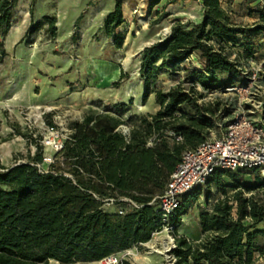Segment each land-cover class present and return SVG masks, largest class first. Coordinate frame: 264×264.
<instances>
[{
    "label": "trees",
    "instance_id": "obj_1",
    "mask_svg": "<svg viewBox=\"0 0 264 264\" xmlns=\"http://www.w3.org/2000/svg\"><path fill=\"white\" fill-rule=\"evenodd\" d=\"M36 1L31 0L32 5ZM18 3L0 0V63L7 56L5 38ZM203 6L202 23L189 28L177 24L169 37L143 52L142 101L154 94L159 105L156 113L130 116L127 121L123 115L130 111V103L103 105L102 100L92 101L80 120L69 122V138L55 153L47 172L37 166L44 162L41 136L7 121L12 132L5 137L0 134V144L21 136L36 150L19 153L11 166L0 164V264L98 262L134 246L141 248L161 229V214L154 199L166 186L183 152L203 142L216 123L203 115L206 108L189 92L183 88L166 92L156 89L154 80L163 69L176 70L184 64L192 78V90L199 86L213 91L227 84L245 83L248 78L244 68L226 52V46H240L247 58H253L261 48L258 38L264 34V14L260 23L243 26L231 22L220 0H203ZM81 18L82 14L77 22ZM124 21L123 3L116 0L103 24V31L116 48L124 43L119 30ZM45 25L47 33L55 38L57 17L44 15L32 20L23 40H30ZM193 56L195 61L186 64ZM126 78L121 71L120 81ZM120 81L114 85L118 87ZM190 104L201 118L186 110ZM133 120L128 134H124L122 125ZM1 125L0 119V132ZM224 175L234 184H225ZM246 175L259 180L248 184ZM211 184L223 197L216 199L210 210L200 211L203 237L194 241L176 233L182 225L181 217L196 206L198 194L204 193L209 203ZM203 186L185 196L170 218L175 241L169 251L171 263L260 264L264 244L259 243V237L264 239V230L258 225L264 222V194L261 198L255 192L264 187V178L257 171L218 170ZM123 198L142 207L125 214L104 209L106 200L111 199L118 207H125L126 202L119 201Z\"/></svg>",
    "mask_w": 264,
    "mask_h": 264
},
{
    "label": "rangeland",
    "instance_id": "obj_2",
    "mask_svg": "<svg viewBox=\"0 0 264 264\" xmlns=\"http://www.w3.org/2000/svg\"><path fill=\"white\" fill-rule=\"evenodd\" d=\"M106 1L37 0L32 5L31 0H19L14 10L10 31L13 27L22 26L25 16L27 17L24 22L30 17L32 20H39L44 15H56L58 31L57 36L51 38L46 31L47 25H45L33 33L28 41L23 40L25 34L22 35L21 29L15 30L13 35L8 33L5 38L10 52L0 63V108L5 117L1 125V136L5 137L10 132L11 127L8 125V120L11 123H18L23 131L33 130L34 136H41L40 144L44 147V156L54 157L56 153L54 142L63 141L69 137V122L80 120L92 101L102 100L103 105L130 103V111L123 115V119L127 121L130 116L136 117L146 112L159 110L154 94L150 95L145 103L142 101L144 84L140 68L143 52L146 48L169 37L172 28L177 24L189 28L202 23L205 18L203 0H121L125 21L119 30L125 38L120 48L115 47L112 39L105 37L103 30L95 29L93 33H89L95 25L93 12L102 2ZM113 2L115 5L116 0ZM220 2L234 24L251 26L261 22V15L264 14V0H220ZM60 4H62V9L59 7ZM81 14L82 18L77 22ZM18 38H22L19 43L24 44L27 50L26 55H31L34 63L41 60L43 67L47 64L49 67L57 66L58 62L66 63L70 60V63L66 64L72 65L66 73L70 74L75 71L74 73L77 74L75 78L73 77V80L75 79L73 82L66 84L65 94L60 99L45 96L43 98L45 101L42 103L39 101L40 96L35 95L39 91L37 89L31 91L29 104L19 106L17 104L8 105L5 102L6 91H8L6 87L9 88L10 83V81L7 82V78L11 77L17 57V50L12 51L11 45ZM140 40L147 41L148 44L141 48L128 50L132 41L139 42ZM258 41L261 48L255 52L253 58H247L240 46H226L225 49L246 72L257 73L256 80L251 83L248 78L245 83L227 84L213 91H205L199 86L192 90V78L184 70L185 65L183 64L176 70L163 69L154 80V87L165 92L173 88H183L191 94V98H194L197 104L206 108L203 115L213 118L216 124L230 119L237 108H252L256 111V107L264 106V34L259 36ZM127 59L128 62H126ZM195 59L196 56L191 57L186 64ZM137 60H139V67L135 70L134 65ZM121 71L127 75V78L122 81H120ZM38 75H43V73L39 71L36 73L37 77ZM117 81H120L118 87L114 85ZM32 104H39L40 107L33 108ZM191 106V104L187 105L186 110L201 118V113ZM102 107V105L99 106L100 109ZM211 111L215 112V115L211 114ZM255 114L260 115V112L256 111ZM132 123L134 120L122 125L121 130L124 134H128ZM216 124L210 128V131H218ZM14 138L15 140L10 143L0 144V164L2 165L11 166L15 163V157L19 153L26 155L29 150L31 153L36 150L34 145L28 146L23 137ZM44 166L48 167V163H44ZM256 178L254 175H246L245 182L253 183ZM222 180L227 185L234 184L233 179L227 175H224ZM210 190L209 203L206 202L204 193L198 194L196 206L190 208L189 212L181 217L182 225L178 227L176 233L196 241L200 235V211L210 210L216 199L223 197L215 185L211 184ZM227 190L229 193L233 192L230 187ZM255 193H259L262 198L264 187ZM118 208L116 203L104 205V209L109 213L113 211L118 213ZM169 227L170 221L168 225H163L160 230L152 234L151 240L143 244L141 248L134 246L120 252L119 256L123 264H170L172 256L169 250L172 247L174 236L173 230ZM258 228L264 230V222L259 223ZM50 264L56 263L51 261ZM75 264H101V261ZM260 264H264V256Z\"/></svg>",
    "mask_w": 264,
    "mask_h": 264
},
{
    "label": "built area",
    "instance_id": "obj_3",
    "mask_svg": "<svg viewBox=\"0 0 264 264\" xmlns=\"http://www.w3.org/2000/svg\"><path fill=\"white\" fill-rule=\"evenodd\" d=\"M245 73L250 83L256 80L257 73ZM256 111L260 112V115L255 114ZM256 111L252 108L235 109L230 119L216 124L218 131H211L203 142L183 152L166 186L154 199L161 214L162 226L169 224L172 214L181 205L183 198L205 185L218 170L257 171L264 178V106L256 107ZM176 139L181 140V137L177 136ZM66 140L54 142L56 152L64 147ZM53 162V156H44V162L37 166L41 172H47ZM44 163H48V167H45ZM119 201L126 202L125 207L118 208L120 214L142 207L131 199L123 198ZM106 202L114 203L115 200ZM169 228L172 229L171 226ZM174 247L173 241L170 250ZM101 264L123 262L119 254H115L101 260Z\"/></svg>",
    "mask_w": 264,
    "mask_h": 264
},
{
    "label": "crops",
    "instance_id": "obj_4",
    "mask_svg": "<svg viewBox=\"0 0 264 264\" xmlns=\"http://www.w3.org/2000/svg\"><path fill=\"white\" fill-rule=\"evenodd\" d=\"M62 4H60L59 7H61ZM75 5V3H74ZM115 5L113 0H107L106 2H102L101 5L99 6V8L97 7L95 9V11L93 12L92 16L93 18H95V25L93 26V29L89 30V33H93L96 30H103V24H104V20L105 17L107 16L108 13H110L111 11H113ZM62 9V7H61ZM26 17L23 18V25H19L18 27H13V29L9 32V34H12L15 32V30L17 29H21V33L22 35H24L27 31L28 26L31 24L32 22V18H28V20L26 22H24L26 20ZM35 21V20H34ZM90 28V27H89ZM120 29V27H119ZM20 33V34H21ZM71 34V32H70ZM105 37L108 38V36L106 35V33L104 32ZM10 36V35H9ZM9 38V37H8ZM109 39V38H108ZM8 40V39H7ZM22 40V38H18V40L16 39L15 42H13L12 46V51L14 49L17 50V57H16V64L14 65L15 67H13V72L11 73V77L10 78H15L16 79V83L18 86L17 89V93L19 95V98L15 101V105H19L22 106L24 104H29L30 99V94L31 91H35V90H39L38 93L35 95L40 96L39 101L40 102H44L45 100H43V98L46 96L47 98H56V99H60L62 97V95L65 94V90H66V84L69 82H73V77L75 78L77 73H74L75 71H72V73L68 74L66 73L67 70L69 69V67H71L72 64H66L64 62H58L57 66H50L52 68H50L48 66V64L43 67V63L41 62V60L37 63L33 62V58H31L30 56H27V50L24 47V44L19 43ZM5 48L7 51V54L10 52L8 45H7V41L5 43ZM8 56V55H7ZM6 58V57H5ZM5 60V59H4ZM1 65V64H0ZM37 66V67H35ZM50 69V70H49ZM42 72L43 75H38L39 77L36 76L37 72ZM10 78L8 76L7 78V82L10 81ZM12 82L10 81L9 83V88L6 87V98L7 96L10 95V93L12 92ZM32 91V92H33ZM159 106V105H158ZM158 110H156L155 112H149V113H156ZM4 113L2 111V109L0 108V119L3 123L4 120ZM9 128V127H8ZM2 131V130H1ZM12 130L10 129L11 133ZM7 134V135H8ZM16 138H18V136H15ZM15 138L13 137L12 140L3 142L1 144H6V143H10L11 141H14ZM23 141H25L22 138ZM24 145H26V142H24ZM112 213H116V212H112ZM203 237L201 228H200V235L198 236V238H196V241H199L201 238ZM259 243L261 245L264 244V239L262 237H259ZM263 260V257L260 258V261ZM55 263L57 264L58 262L55 261ZM96 263V262H93Z\"/></svg>",
    "mask_w": 264,
    "mask_h": 264
},
{
    "label": "bare ground",
    "instance_id": "obj_5",
    "mask_svg": "<svg viewBox=\"0 0 264 264\" xmlns=\"http://www.w3.org/2000/svg\"><path fill=\"white\" fill-rule=\"evenodd\" d=\"M148 42L147 41H142L140 40L139 42H135V41H132L131 42V46L128 48V50H131L132 48H141V47H144L145 45H147ZM126 62H128V59L126 60ZM66 63H70V60H67ZM139 67V60L136 61L135 65H134V69L137 70ZM10 81L12 82V92L10 93L9 96H7L5 102L8 104V105H12L15 103V101L19 98V95L17 93V89H18V86H17V83H16V79L15 78H10ZM33 108H39V104H32ZM141 107V106H140Z\"/></svg>",
    "mask_w": 264,
    "mask_h": 264
}]
</instances>
